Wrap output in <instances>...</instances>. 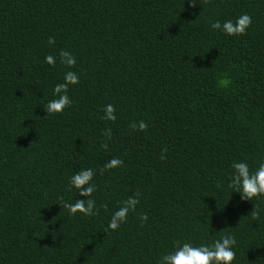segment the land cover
I'll list each match as a JSON object with an SVG mask.
<instances>
[{
    "label": "trees",
    "instance_id": "obj_1",
    "mask_svg": "<svg viewBox=\"0 0 264 264\" xmlns=\"http://www.w3.org/2000/svg\"><path fill=\"white\" fill-rule=\"evenodd\" d=\"M245 14V34L211 27ZM233 162L264 163V0H0V264H160L225 237L234 264H264V195L229 187Z\"/></svg>",
    "mask_w": 264,
    "mask_h": 264
},
{
    "label": "clouds",
    "instance_id": "obj_2",
    "mask_svg": "<svg viewBox=\"0 0 264 264\" xmlns=\"http://www.w3.org/2000/svg\"><path fill=\"white\" fill-rule=\"evenodd\" d=\"M251 18L248 15H242L237 18L236 22L225 21L223 25L219 21L212 23L211 27L216 30H222L226 35H242L251 26ZM49 44H54V40L50 39ZM62 62L69 67L75 65L76 60L68 52L60 53ZM48 64L54 65L55 58L51 55L45 57ZM78 77L73 72H68L65 75V83L56 85L54 92L58 98L51 100L46 108L47 113H60L65 108L70 106L71 100L67 95L68 84H77ZM115 109L112 105L106 107V118L115 120ZM136 127V125H133ZM139 128L141 131L147 128V124L140 122ZM163 158V156H162ZM120 161L113 160L108 164V168L117 166ZM232 168L234 174L230 177L229 187L234 188L243 198L251 200L253 197L264 195V163L260 164L258 169L253 173L250 171L246 162H233ZM93 180V172L91 169H84L71 177V186L80 191V195L90 196L94 189L91 185ZM87 185V187H84ZM138 199H130L124 202V205L119 208L112 216L109 223V228L116 230L122 223L126 222L128 213L134 211ZM63 207L68 208L72 214L77 212L85 215H93L95 209L94 200L90 199L87 202L78 200L75 203H65ZM146 215L141 216V220L147 221ZM236 241L234 238L225 237L222 240H216L209 246L201 244L193 246L191 243H184L177 246L174 251H171L161 257L160 264H234L236 253L233 246Z\"/></svg>",
    "mask_w": 264,
    "mask_h": 264
}]
</instances>
